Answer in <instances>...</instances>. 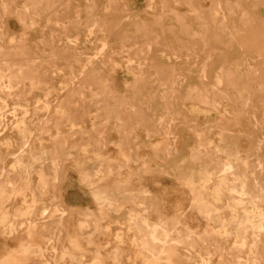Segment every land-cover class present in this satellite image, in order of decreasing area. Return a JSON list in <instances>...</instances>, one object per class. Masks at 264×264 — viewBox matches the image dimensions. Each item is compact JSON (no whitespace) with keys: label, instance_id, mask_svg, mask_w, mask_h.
I'll list each match as a JSON object with an SVG mask.
<instances>
[{"label":"rangeland","instance_id":"1","mask_svg":"<svg viewBox=\"0 0 264 264\" xmlns=\"http://www.w3.org/2000/svg\"><path fill=\"white\" fill-rule=\"evenodd\" d=\"M53 260L264 264V0H0V264Z\"/></svg>","mask_w":264,"mask_h":264},{"label":"bare ground","instance_id":"2","mask_svg":"<svg viewBox=\"0 0 264 264\" xmlns=\"http://www.w3.org/2000/svg\"><path fill=\"white\" fill-rule=\"evenodd\" d=\"M101 140H102V139H101ZM100 144H101V142H100ZM99 149H100V148H99ZM182 190L184 191V189H182ZM161 195H162V194H161ZM53 247H54V246H53ZM53 247H52V248H53ZM54 248H55V247H54ZM205 263H206V262H205ZM53 264H58V263H57L56 260H53Z\"/></svg>","mask_w":264,"mask_h":264}]
</instances>
